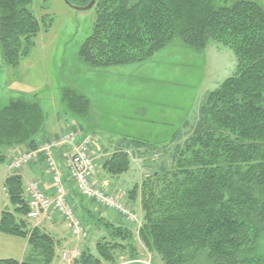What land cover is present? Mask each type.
Masks as SVG:
<instances>
[{
  "label": "trees",
  "instance_id": "1",
  "mask_svg": "<svg viewBox=\"0 0 264 264\" xmlns=\"http://www.w3.org/2000/svg\"><path fill=\"white\" fill-rule=\"evenodd\" d=\"M67 1L84 7L91 0ZM31 5L32 0H0L5 66L15 68L27 58L42 31ZM92 8L96 15L92 33L78 52L79 60L92 70L146 63L176 40L196 53L212 42L224 46L235 56L236 70L209 93L201 107L202 126L197 125L185 144L174 150L171 168L145 175L126 196L117 194L124 209V199L139 205V228L133 226L138 222L133 213L128 212L135 220L130 223L121 211L97 205L75 190L65 167L71 145L52 150L82 234L73 236L68 221L58 218L71 240L96 238L92 249L88 239L82 251L76 248L80 256L73 264H118L122 256L127 264H138L136 238L163 264H264L263 8L243 0L223 7L212 0H95ZM61 101L81 119L91 114L90 100L74 89L64 88ZM44 119L40 105L21 96L0 106V146L23 147L16 152L29 153L58 143L60 139L52 140L45 132ZM64 126L57 134L73 131L79 141L89 138L94 150L90 134L78 135L70 123ZM61 148L64 175L56 160ZM43 155L40 152L33 164L42 160L44 165ZM100 168L108 176H121L130 170L131 159L118 151L103 159ZM22 169L4 181L13 210L0 211V232L26 240L28 251L22 262L0 264H51L60 240L29 225Z\"/></svg>",
  "mask_w": 264,
  "mask_h": 264
},
{
  "label": "rangeland",
  "instance_id": "2",
  "mask_svg": "<svg viewBox=\"0 0 264 264\" xmlns=\"http://www.w3.org/2000/svg\"><path fill=\"white\" fill-rule=\"evenodd\" d=\"M212 1L215 6L223 7L238 0ZM243 1L255 3L264 10V0ZM31 8L42 31L34 40L29 56L17 67L5 66L0 52V106L20 96L36 101L51 136L70 123L76 127L78 135L88 132L96 136L102 146L131 148L127 146L132 142L144 148L143 152L148 151L145 166L171 168L174 149L185 144L197 125L202 126L201 107L206 104L209 93L236 70V58L224 46L212 42L203 52L196 53L179 40L146 63L92 70L79 60L78 52L92 33L96 19L94 8L75 11L64 0H32ZM64 88L74 89L90 100L92 111L88 118L81 119L66 109L61 101ZM61 133L55 138L52 136V140L60 139ZM5 149L6 146H0V155ZM152 149L160 151L155 154ZM15 154L6 156V165ZM0 167L4 168L1 162ZM132 167L136 168L135 161ZM135 175L138 174L131 172L129 176ZM5 195L0 186V211L7 205V211H12ZM124 204L128 212L140 213L134 209L139 208L137 203ZM38 221L28 222L33 226ZM137 221L133 226L139 228L141 218ZM86 239L92 249L96 238L87 235L81 240H72L70 247L63 250L79 248L82 251ZM136 242L138 264H163L149 254L137 238ZM24 252L25 249L22 256ZM4 256L7 255L0 246V258ZM117 260L118 264H127L126 256ZM60 263L59 254L51 264Z\"/></svg>",
  "mask_w": 264,
  "mask_h": 264
},
{
  "label": "built area",
  "instance_id": "3",
  "mask_svg": "<svg viewBox=\"0 0 264 264\" xmlns=\"http://www.w3.org/2000/svg\"><path fill=\"white\" fill-rule=\"evenodd\" d=\"M62 144L72 146L71 153L66 155L65 167L68 180L73 182L75 190L83 197L95 200L97 205L121 211L127 217V220L132 223L134 220L133 216L117 200L116 197L119 198V196L103 191L94 181L96 157L91 150L89 138L79 141L77 133L73 131L63 132L58 143L50 142L45 144L39 151L29 153L16 152L10 163H8V171H19L35 163L40 152L44 154V165L52 179V191H43L36 181L27 184L24 193V199L29 209L27 218L38 221L41 218L57 216L68 221L67 225L73 236H79V233L82 234L81 223H79L68 202V195L57 172V166L53 158L52 150ZM79 256L80 252L76 248L67 251L63 250L60 255L61 264H72Z\"/></svg>",
  "mask_w": 264,
  "mask_h": 264
},
{
  "label": "crops",
  "instance_id": "4",
  "mask_svg": "<svg viewBox=\"0 0 264 264\" xmlns=\"http://www.w3.org/2000/svg\"><path fill=\"white\" fill-rule=\"evenodd\" d=\"M2 60V57H1ZM3 62V61H2ZM4 64V62H3ZM5 65V64H4ZM203 106V105H202ZM82 130V129H81ZM45 132L49 133V136L52 138V136H56L57 132L51 136V133L48 131V129L45 127ZM86 134H89L88 132H84ZM91 135V134H90ZM53 137V138H54ZM91 137L94 140V147L95 149L92 150L93 154L95 155L96 159V165H97V173L95 175L94 181L97 183V185L105 192L110 193V194H119L121 193L122 195L127 194V192L132 189L136 184H139L143 177L147 174H150L151 172L159 171L161 167L159 168L158 166H145L146 162V153L148 151H142V147L136 145L135 143L131 142V145H128L127 147L131 148H119V146H116L114 148H111L106 145H100V140H97V137L94 135H91ZM96 137V138H95ZM138 144V143H137ZM177 148V147H176ZM175 148V149H176ZM174 149V150H175ZM18 150L24 151L25 149L23 147H20ZM17 149L9 148L6 147L4 153L0 155V162L3 163L4 168L0 167V186L3 188V193L5 195V190H4V181L8 177L7 169H6V156H10L12 154H15ZM125 152L129 155L131 159V168L130 170L121 176L117 177H111L106 174H104L100 168L101 161L105 159L107 156L115 153V152ZM135 151V152H134ZM153 153H157L160 151V149H152L151 150ZM159 157V156H158ZM57 161L59 162V172L61 175H64V161L63 157H57ZM136 162V168L134 169L132 167L133 162ZM43 161L40 160L36 164L29 165L20 171L19 174H21L23 183H24V188L26 185L32 181H36L39 183L40 188L45 191L49 192L51 191V178L47 173L46 168L44 167ZM155 162V161H154ZM157 162V161H156ZM140 169V172L138 173V170ZM147 171V172H145ZM131 172L135 175L134 177H130L129 175ZM125 176V177H122ZM122 178V179H121ZM121 180V181H120ZM6 196V195H5ZM70 199V197H69ZM125 203L128 201L126 199L123 200ZM71 204V202H69ZM132 204V203H131ZM8 207V205H7ZM7 207L5 206V210H7ZM135 210H139L140 213L134 212L131 210L135 218L139 220L141 218V210L135 206ZM65 224L56 216H52L51 218H41L37 223L34 224V226L38 227L41 229L43 232L48 233L49 235H52L55 239H58L61 241L59 247L56 250V257L59 256L60 252L65 248H69L70 244L72 243V240L70 239V235L67 231V228L64 226ZM45 227V228H41ZM17 239H20V241H17ZM22 240V241H21ZM71 240V241H70ZM81 240V239H80ZM25 244V246L23 245ZM0 246H2V250L5 253L3 258H0V260H13V261H18L22 262L27 254V247L28 244L26 240L18 237H13V236H8L5 234H2L0 232ZM25 249V252L22 256L23 250ZM19 259V260H17Z\"/></svg>",
  "mask_w": 264,
  "mask_h": 264
},
{
  "label": "water",
  "instance_id": "5",
  "mask_svg": "<svg viewBox=\"0 0 264 264\" xmlns=\"http://www.w3.org/2000/svg\"><path fill=\"white\" fill-rule=\"evenodd\" d=\"M64 2L66 3L67 6H69L70 8L74 9L75 11H80V10H89L93 7L94 3H95V0H91L86 6L84 7H76V6H73L71 5L67 0H64ZM67 147V146H66ZM69 147V146H68ZM63 148L59 149V151L57 152V155H56V160H57V157L59 155V153L61 152Z\"/></svg>",
  "mask_w": 264,
  "mask_h": 264
}]
</instances>
